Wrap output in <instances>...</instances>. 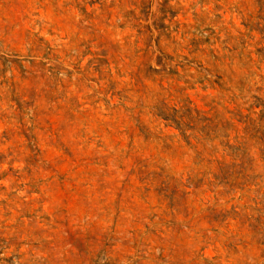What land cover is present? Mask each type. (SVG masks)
Here are the masks:
<instances>
[{
	"label": "rangeland",
	"instance_id": "1",
	"mask_svg": "<svg viewBox=\"0 0 264 264\" xmlns=\"http://www.w3.org/2000/svg\"><path fill=\"white\" fill-rule=\"evenodd\" d=\"M0 264H264V0H0Z\"/></svg>",
	"mask_w": 264,
	"mask_h": 264
},
{
	"label": "trees",
	"instance_id": "2",
	"mask_svg": "<svg viewBox=\"0 0 264 264\" xmlns=\"http://www.w3.org/2000/svg\"><path fill=\"white\" fill-rule=\"evenodd\" d=\"M199 42V41H198ZM204 42H206V40H201L200 42H199V44H201V43H204ZM216 57V56H215ZM163 70H165V69H163ZM166 73L167 74H172V75H178L177 74V71L176 70H174V69H168V70H166ZM204 80H208L207 78H206V76H201V77H199V82H203ZM212 82H215L216 84H219L220 86H221V83H219V81H217V80H214V81H212ZM174 122H176L175 123V126L177 127V128H179L181 131H183V127H181V125H179V123L177 122V121H174Z\"/></svg>",
	"mask_w": 264,
	"mask_h": 264
}]
</instances>
